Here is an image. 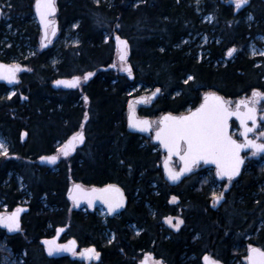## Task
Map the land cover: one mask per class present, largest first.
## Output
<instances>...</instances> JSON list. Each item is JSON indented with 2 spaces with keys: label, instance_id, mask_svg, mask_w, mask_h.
Here are the masks:
<instances>
[{
  "label": "trees",
  "instance_id": "trees-1",
  "mask_svg": "<svg viewBox=\"0 0 264 264\" xmlns=\"http://www.w3.org/2000/svg\"><path fill=\"white\" fill-rule=\"evenodd\" d=\"M35 1L0 0V61L21 66L14 86L0 82V135L8 143V155H0V197H5L0 200L14 207L23 195L21 174L31 195L25 226L34 240L21 246L24 242L15 239L14 251L27 247L32 257L26 256L24 264L50 263L35 242L67 219H72V233L81 243L97 247L96 264H136L131 259L141 257L137 250L154 248L167 264H204L205 256L222 264H248L244 257L250 255L249 246L264 250L263 157H253L237 180L222 182L227 190L214 207L212 181L188 179L171 186L164 179L161 151H155L154 144L144 145L127 129L128 93L139 83L159 87L153 111L141 109L153 118L196 105L207 89L264 93V53L249 52L250 42L264 35V1H252L256 19L246 21L233 14L227 0H200L198 5L196 0H58L62 35L77 22L79 42L57 50L40 45ZM206 14L213 16L212 22L204 21ZM114 29L131 44L133 80L114 69H100L113 62ZM196 33L207 35L208 42H183ZM256 41L264 48V42ZM28 44L40 47L31 54ZM232 48L238 52L225 63ZM106 50L110 55L103 63L98 55ZM93 57L97 61L88 63ZM90 72L94 75L82 88L52 85L57 78ZM82 124L86 137L66 161L55 166L35 162L44 154L58 155L59 144ZM71 179L120 186L127 195L124 212L103 221L73 209L66 197ZM136 227L142 229L139 235ZM106 228L117 234L111 244ZM3 253L0 248V264Z\"/></svg>",
  "mask_w": 264,
  "mask_h": 264
},
{
  "label": "snow or ice",
  "instance_id": "snow-or-ice-1",
  "mask_svg": "<svg viewBox=\"0 0 264 264\" xmlns=\"http://www.w3.org/2000/svg\"><path fill=\"white\" fill-rule=\"evenodd\" d=\"M236 7L239 9L247 0H234ZM36 10L40 16L41 22L44 25L45 34L49 28L52 30V34L55 35L56 23L54 20H50L48 17L52 16L56 12L55 0H36ZM0 10V15H2ZM116 40L124 45V50L120 56L122 61L127 57V41L121 40L119 36ZM235 52V48L229 49L228 55H232ZM8 68V74L4 77L3 72H0V78H7L10 81L16 79V73L20 71L19 65L5 66L0 64V69ZM129 74L132 72L131 65H125L123 68ZM92 73H88L87 76H91ZM85 77V79L87 78ZM191 79V77H189ZM74 83H79L80 78L74 77ZM57 84L69 83L68 81H56ZM156 89V92H159ZM155 95V93H153ZM87 100V97H85ZM264 101V93L259 91H253L252 98L242 99L238 102L237 110L231 109V102L225 100L223 97L217 96L215 93H209L205 97V102L201 104L194 112H191L187 116L174 117L171 114L163 118V127L157 131L156 139L162 140L164 147L168 149L169 158L171 155H178L183 161L184 167L180 171H174L168 168L167 161L165 162V168L168 170L169 178L172 180H178L185 172H190L192 166L197 164L200 160H212L217 164V175L221 177H227L229 182L232 178L239 174L240 167L244 163V158L241 156V152L244 149H251L252 154L264 153V143L258 142L261 137H264V132L259 133L256 140L249 139V133L256 130L258 111L257 105ZM244 106L245 111H239L240 106ZM232 116H238L243 127L242 136L244 142H238L229 133V119ZM87 119V114H85ZM251 122V127L249 126ZM133 126L141 128L142 130H148L151 124L148 120L133 121ZM79 139L83 142V132L76 133L73 139ZM183 153V154H181ZM65 156L68 155L67 147L63 150ZM0 155H8V150L5 142L0 140ZM59 157H42L41 159H48L55 162ZM77 192H82L81 186L76 185ZM95 191V190H94ZM102 198L109 204V210L115 211L122 206L123 197L119 195L120 190L114 189L109 185L107 188L100 190ZM115 192L117 195H113ZM75 199V197H74ZM176 197H173L175 200ZM223 199V195L215 196V202H219ZM89 203L92 200L89 199ZM23 209H17L11 216L4 217L0 215V225H4L9 231L19 230V213ZM168 222L171 223V218H168ZM183 223V221H179ZM179 224H174L173 227H178ZM62 231V229H61ZM44 243L48 246L49 255L55 254L60 251H72L73 249L69 245H59L53 240H46ZM75 241H71V245H75ZM85 253H95V249H85ZM250 255L247 257L250 264H264V251L252 248L249 246ZM96 257H99V253H95ZM206 264H218L217 261L205 256Z\"/></svg>",
  "mask_w": 264,
  "mask_h": 264
},
{
  "label": "flooded vegetation",
  "instance_id": "flooded-vegetation-1",
  "mask_svg": "<svg viewBox=\"0 0 264 264\" xmlns=\"http://www.w3.org/2000/svg\"><path fill=\"white\" fill-rule=\"evenodd\" d=\"M222 1L223 0H221V2ZM252 1L253 0H247L248 3L238 9L236 7L235 3H234V0H227V2H229L231 4V6H232L233 14L236 17H244V18L246 17V21H254L256 19L254 11L250 7L252 5ZM57 5H58V0H57ZM249 17H251V18H249ZM57 21L59 22V31L57 32V34L55 35V37L53 38V40L51 41L49 46L44 47V44L47 42L48 39H45V40L43 39V33L41 31L42 35L40 37V45H42L44 48L54 47L53 45L56 42V39L59 36L62 35L61 23H60V20H59L58 17H57ZM48 31H49V34H50L51 28H49ZM198 34L201 35L200 33H198ZM199 35L196 36V38H198ZM48 38H49V36H48ZM115 50L118 53H116L114 55V58H113L112 61L115 62L117 64V66H118L116 70L119 71L122 74H126L129 79L133 80L134 79L133 74H129V73H127V71L123 70L125 65L131 64L130 63V55H131V50L132 49H130L126 60L122 61V62L118 60L119 51L116 49V47H115ZM39 52H40V50H39ZM237 52H238V50L235 49V55L237 54ZM234 56L233 57H231V56L229 57L228 50H227L226 51V57L223 59V61H225V63H227L228 59H234ZM6 63H9V62H6ZM10 64H12V63H10ZM132 69H133V67H132ZM18 73H19V71L17 72V78H18ZM82 77L83 76H80V82L75 87L82 88V86L87 83V82H85V79H82ZM0 82H3V81H0ZM136 86H133V87H131L129 89L128 95H129V101L130 102H129V105H128L127 115H128V112H129L130 109H134L139 116H144V117H150L151 118V120L153 122V130L152 131H150L148 133H134V134H138L139 139L142 141V143L144 145H152V144H154L155 145V151H159V150L161 151L162 159H161V162H160V166H161V170H162V174H163L162 161L164 160V158L166 157L167 154H166V152H164L162 150L160 144L155 143L153 141V131H154V129H156L159 126V118H160V115L162 113H160L156 118H153L152 116L144 114L141 111V109H144V110L148 109V110L153 111V107H154V104H155L154 102L157 101L160 93L158 95H153V93L156 92V89L158 87H156V88L147 87L143 83H139ZM10 87H12V86H10ZM70 88H73V87H70ZM253 91L254 90H252L251 92L247 93V92H241L239 90V91H236L235 93L228 94L225 91H221V90H217V89H207V90H204V91H202L200 93L201 94V98H200L199 102L196 105H189L184 110H182L180 113L190 112L192 110H196L197 108H199L200 104L203 103V101H204V94L206 92H217V93H219V95L221 94V96L225 100L231 102V109L233 111H235V110H237V105H238V102L240 100L252 98ZM257 108L259 109V111H258V117L259 118L257 120L258 124H257L256 130L254 132H252V133H249V138H251V139H257L259 133L264 132V112L262 111V108L260 107V105H257ZM239 111H242V112L245 111L244 106L241 105L240 108H239ZM228 123H229V126H230V135L232 137H234L235 139L239 140V141H243L244 137L241 134V126H240L239 120L235 116H232L229 119ZM249 125H251V122H249ZM127 129H128V123H127ZM128 131H129V129H128ZM79 132H83V140H84V138L86 137V132H85V127H84L83 124L81 125L80 129L76 133H79ZM129 132H131V131H129ZM76 133H72L70 135V137L68 138V140L65 141L66 144H64L62 146L61 152H57L59 158L56 161V163L53 164L54 166L58 162H60L62 160L66 161L70 157V155H72V153H74L79 148V146L83 143L78 138L75 139V140L73 139V137L75 136ZM70 140H71V144H70ZM258 141L264 143V137H261ZM65 147H67V151H68V155L67 156H65L63 154V150L65 149ZM58 149L59 148H57V151H58ZM181 154H183V153H181ZM243 156L246 157V161H245L242 173L246 170L247 164L250 162V160L253 157H263V160H264V155H262V154L253 155L252 154V150H249L247 152H243ZM37 161L38 160H35V162H37ZM181 164H182L181 159L179 157H177V156H174L172 161H171L172 167L175 168V169H179L181 167ZM242 173L238 177H236L235 179L232 178L231 182L235 181L239 177H241ZM213 177L218 181V183L213 181ZM188 179L189 180H193L194 179L195 182H197V179H198L197 183H199V182L207 183L208 181H212L213 182L211 196H212V199H213L212 205L214 207H216V206H218L220 204L218 202L214 203V201H215V192H214V189H213L214 184L220 185L219 193H221V192L226 193L227 188L223 189L222 182H224V181L225 182H229L228 178L220 179L217 176V167L216 166L208 165L204 161L197 162V164H195L193 166V170L191 171V173H189L181 181V183L176 185V186L181 185L184 181H186ZM18 181H19V183H22V182L24 183L23 176L21 174H20V176L18 178ZM75 184L80 185L81 188L83 190H85V191L91 189L93 186L106 187V186H109V185H113L112 183H109V182L102 183V184L85 185V184H81V183L75 182V181H73L71 179V181H70V183L68 184V187H67L66 197H67L68 201L72 204L73 209L74 208H80L82 210L87 211L88 214L98 215V216H100L102 218L103 221H106L109 217H112V216H115V215H119L122 212H124V210L126 208V204H127V195L125 194L124 190L120 186L117 185L118 188L121 190L122 195L124 196V198L126 200V203H125V205H124V207L122 209L115 210V211H110L109 207H107L106 205H103V204L97 205L93 209H91L88 206L86 201L82 202L81 204H78L73 199V197L70 195L71 191H69L70 186H74ZM114 185H116V184H114ZM194 185H195V183L192 184L191 187H193L195 189ZM19 188H20V185H19ZM26 189H27L26 188V184H25L24 188H20V190L23 192V195L20 196L18 201L14 204V207H11L7 203H3L4 200H0V215H2L4 217L6 215H9L10 213L14 212L17 209L28 208L27 210L23 211V213L20 216V228H19V230L9 231L7 227H4V226L0 225V239H2L1 242H0V248L2 250H4L3 254L5 255V254L11 252V253L23 258L24 261H25V257L26 256H30L29 249L27 247H24L21 250L20 253L15 252L14 249L16 248L15 247V243H16L15 239H21L24 242V244L21 245V246H24L25 243H28V244L34 243V242H32V241H34L33 237H31L30 235L27 234L26 226H25L26 214L29 213L30 210H31V195L29 196V194H27ZM2 199H5V197L3 196ZM223 199H224V197H223ZM71 220L72 219H67L64 224H59V225L55 226V230L51 234L40 236L38 241H37V243L35 242L34 247L36 248L38 246L40 248V251L47 257L48 262L53 263V264H96L99 261V259H100V252L98 251V249H97V247L95 245H87V244L81 243L79 238L72 233V221ZM61 227H66V229H64L60 233L59 238L57 240L58 243H60V244H64L65 243L66 244L67 242L72 241L73 239H75L77 241V243H78V246L72 253H70L68 255H63V256H59V257L50 256V255L47 254L46 245L43 243L42 240L46 239V238L50 239V238L55 237L57 235V233H58L59 228H61ZM106 229L107 230H106V235L105 236L107 238L108 243L111 244L112 242L115 241V239L117 237V234H116V232L113 229H110V228H106ZM141 230L142 229L140 227H136L137 235L140 234ZM93 248L95 249V253H99V257L97 258L95 253H91L92 254L91 257L87 258L85 255L88 254V253H85L84 250L85 249H93ZM144 249H145V247L143 248V250ZM141 251H142V249L137 250V253H140L141 257L139 259H134V260L131 259V262H135L136 264H167V262H165V260H162L161 258H159L160 254H159L157 248L151 249L149 251H142V252ZM29 258L32 259L31 256ZM244 259H245V261L248 264H250V262L247 259V257H244ZM127 261H130V260H127ZM40 262L42 263V260ZM5 263H6V261L3 259V263L2 264H5ZM23 264H24V262H23ZM30 264H34V263H30Z\"/></svg>",
  "mask_w": 264,
  "mask_h": 264
},
{
  "label": "water",
  "instance_id": "water-1",
  "mask_svg": "<svg viewBox=\"0 0 264 264\" xmlns=\"http://www.w3.org/2000/svg\"><path fill=\"white\" fill-rule=\"evenodd\" d=\"M247 3H248V2H247ZM247 3H245L244 5H246ZM55 5H56V12H55V14H57V13H58L57 0H55ZM244 5H243V6H244ZM34 9H35L36 17H37V19H38V21H39L40 27H41L42 32H43V39L45 40V38L48 37V34H47V36H46V34H45V29H44V25H43V23L41 22V19H40L39 14L37 13V10H36V1H35ZM55 14H54V15H55ZM52 16H53V15H52ZM52 16H49L48 18H49L50 20H52V19H53V18H51ZM115 29H116V28H115ZM115 29H114V31H113L112 39H113V41H114V44H115L116 49L119 51L118 60L122 62V60L120 59V56H121V54H122V51L124 50V45L120 44V43L116 40V37L119 36L121 40H126V41H127V48H126L127 56H128V53H129V51H130V49H131V46H130V44H129V40H128L126 37H124L123 35H121V34H120L118 31H116ZM58 31H59V25L56 24V32H55V35L57 34ZM55 35H53V34H52V31H51V33H50V37H49V40L44 44V47L50 45V43H51V41L53 40V38L55 37ZM126 58H127V57H126ZM124 61H125V60H124ZM0 64L5 65V66H12L11 64H7V63H4V62H0ZM128 65H131V64H128ZM117 67H118L117 64H116L115 62H112V63H110V64L107 65V66H103V67H101L100 69H101V70H104V71H108V70H111V69L116 70ZM0 72H3L4 77H6L7 74H8V68L5 67L4 69H0ZM91 73H92L91 76H93V75H94V72H91ZM86 76H87V75L84 76V79H85ZM91 76H87V78H86L85 80H88ZM75 77H79V78H80L79 75H77V76H75ZM16 78H17V77H16ZM73 78H74V77H72V78H68V77L61 78V77H60V78L55 79L54 82L52 83V85H53V87H54L55 89H59V88L68 89V88H70V87H75V86L77 85V83H74V82H73ZM0 81L6 82L8 85L11 86V85H13V84L15 83L16 79L10 81V80L7 79V78H0ZM56 81H68L69 83H60V84H57ZM157 89L160 90L159 87H158ZM159 93H160V91H159V92H155V95H158ZM209 93H215L217 96L222 97V96L219 95V93H217V92H207V93L204 94V101H203V103L205 102V97H206V95L209 94ZM87 99H88V98H87ZM203 103H201V104H203ZM201 104H200V106H201ZM200 106H199V107H200ZM194 111H195V110H192V111H190V112H183V113H175V112H171V111L163 112V113L160 115V118H159V126H158L156 129H154V131H153V141H154L155 143L160 144L162 150H163L164 152H166V154H167L166 157L164 158V160L162 161L163 177H164V179H165V180H166L171 186H176V185L180 184L181 181H182V180H183V179H184L189 173H191V171L193 170V166H192V170H191L190 172H185L183 175L180 176V178H179L178 180H175V181H174V180L170 179V178H169V175H168V170L165 168V162L167 161V163H168V168H170V169H172V170H174V171H177V172L180 171V169L184 167V164H183V161H181L182 164H181V167H180L179 169H175V168L172 167V165H171V161H172L173 157H174V156L179 157V156L173 154V155H171V157L169 158V152H168V149L164 147V143H163L162 140H158V139H156V133H157V131H159V130L164 126V125H163V118H164L165 116H167V115H169V114H171V115L174 116V117L187 116V115H189L191 112H194ZM241 112H242V111H241ZM235 117L239 120L240 125H241L240 118H239L238 116H235ZM145 119L148 120V121L150 122V124H151L150 129H148V130H142L141 128H138V127H134V126H133V121H134V120H135V121H141V120H145ZM127 123H128V129H129V131H131V132H133V133H148V132H150V131L153 130V122H152L151 118H150V117L139 116V115L136 113V111H135L134 109H130V110H129L128 115H127ZM257 124H258V121H257ZM249 126L251 127L252 125H249ZM242 132H243V127H242V125H241V134H242ZM229 133H230V126H229ZM248 138H249V137H248ZM233 139H235V138L233 137ZM249 139H251V138H249ZM236 140H237V139H236ZM253 140H256V139H253ZM237 141H238V142H241V143L244 142V140H243V141H239V140H237ZM258 142H259V141H258ZM260 143H262V142H260ZM70 144H71V140H70ZM249 150H251V149H247V148H246V149L242 150V152H241V156L244 158V163H243V164L241 165V167H240L239 174L236 175V176H234L233 179H235L236 177H238V176L242 173L243 168H244V164H245V161H246V157L243 156V152H247V151H249ZM263 154H264V153H263ZM51 156H55V155H47V154H44V155L39 156L37 160H38V162H39L40 164H54L57 160H56L55 162H53V161L48 160V159H41L42 157H51ZM179 158H180V157H179ZM200 161H204V162H205L206 164H208V165H213V166H216V167H217V164H216L214 161H212V160H208V161L200 160ZM198 162H199V161H198ZM217 176H218L220 179H222V178H227V177H221V176H219V175H217ZM76 185H78V184H75L74 186H70L69 191H71V192H70V195L73 197V199H74V197H75L74 200H75L78 204H81L82 202L86 201L87 204H88V206H89L91 209H93L95 206H97V205H101V204L106 205L107 207H109V204H108L107 202H105V200L102 198V193H101V191H100V190H103V189L107 188L108 186H106V187H102V186H93L91 189H89V190H87V191H85V190H83V189L81 188V189H82V192H77L76 187H75ZM79 186H80V185H79ZM111 186H112V185H111ZM113 187H114V189H119L118 187H115V186H113ZM94 190H95V191H94ZM119 190H120V189H119ZM112 194H113V195H117L115 192H113ZM119 195H122L121 190H120V192H119ZM122 197H123V203H122V206L119 207V208H117L116 210H120V209H122V208L124 207L125 203H126V200H125V198H124L123 195H122ZM89 199L92 200V203H91V204L89 203ZM220 202H221V200H220L218 203H220ZM20 209H23V211H25V210H27L28 208H20ZM23 211H21V212L19 213V217H18V218H19V224H20V216H21V214L23 213ZM14 212H16V211H14ZM14 212H13V213H14ZM13 213H12V214H13ZM12 214L7 215L6 217L11 216ZM2 226H4V225H2ZM4 227H5V226H4ZM61 229H62V231H63L64 229H66V227H61V228H59L58 233H57V235H56L55 237L50 238V239H47V238H46V239H43V243H44V241H46V240H53V239H55V242H56L57 244H59V245H69L73 250H72V251H68V250L60 251V252H57V253L52 254V255H50V256H56V257H59V256H63V255H68V254L72 253V252L77 248V246H78V243H77V241H76L75 239L72 240V241H75V242H76L75 245H71V244H70L71 241L67 242L66 244H65V243H64V244H60V243H58L57 240H58V238H59L60 233L62 232ZM44 244H45V243H44ZM45 245H46V244H45ZM47 249H48V246L46 245V252H47V254L49 255ZM257 249H260V248H257ZM260 250H262V249H260ZM262 251H263V250H262ZM91 255H92L91 253H88V254H86L85 256H86L87 258H89V257H91ZM203 263L206 264L205 259H203ZM218 264H220V263L218 262Z\"/></svg>",
  "mask_w": 264,
  "mask_h": 264
},
{
  "label": "rangeland",
  "instance_id": "rangeland-1",
  "mask_svg": "<svg viewBox=\"0 0 264 264\" xmlns=\"http://www.w3.org/2000/svg\"><path fill=\"white\" fill-rule=\"evenodd\" d=\"M198 2H200V0H196L195 3L196 5H198ZM197 11H200L199 7H197ZM57 18V16H56ZM251 18V17H249ZM204 21H207V22H212L213 20V16L211 14H206L204 15L203 17ZM34 22H38L36 16L34 15ZM78 27V23L77 22H74L72 23L70 26L66 27V29L64 30L65 33L61 36H59L57 39H56V42L54 43V49L57 50L58 48H60V46H66V45H69V44H77L79 42V34L78 32H76V29ZM11 27L8 26L7 28V31L11 32L13 35L16 34V31L15 30H11L10 29ZM42 35V33L40 34V36ZM199 34L196 33L194 34L193 37H190L188 39H184L183 42H187V41H196V44L195 46H201L203 44H206L208 42V37L207 36H204V35H199L198 38H196V36H198ZM105 39L107 40L108 37H105ZM256 40H259L261 42H264V35L261 34V35H257L256 36ZM256 40H252L249 44V52L252 56H257V55H260V54H263L264 53V48H263V45H261L260 43H258ZM29 47V53H34L37 48H39L40 46H33L31 44H28ZM118 53L116 50H115V54ZM109 55H110V51L109 50H106L102 53H100L98 56L100 59H102V62L105 63L108 58H109ZM235 55V52L232 53V55H229V57H233ZM96 59V60H95ZM57 61V57L54 56V58H52V63L55 64ZM95 61H97V57H93L90 59V62L88 61V63L92 64L94 63ZM14 64L18 63L17 61H12ZM128 73V72H127ZM131 74H133V70L131 72ZM137 87V86H136ZM14 90L11 91L10 94L13 93ZM260 107L262 108V111L264 112V101H261V103L259 104ZM156 120V119H155ZM0 140H3L6 144V146L8 145L7 143V140L2 136L0 135ZM66 142L64 141L63 143H60L59 144V149H58V152H61V149H62V146L65 144ZM7 150H8V146H7ZM20 185V188H24L25 187V184L22 182V183H19ZM214 192H215V196L217 195H220L222 194L224 196V192H221L219 193V189H220V185L218 184H214ZM218 193V194H217ZM214 196V195H213ZM223 199H221V202H222ZM220 202V204H221ZM219 204V205H220ZM249 252V251H248ZM250 253V252H249ZM4 260L6 261L5 264H23L24 260L23 258L9 252L7 254L4 255Z\"/></svg>",
  "mask_w": 264,
  "mask_h": 264
},
{
  "label": "bare ground",
  "instance_id": "bare-ground-1",
  "mask_svg": "<svg viewBox=\"0 0 264 264\" xmlns=\"http://www.w3.org/2000/svg\"><path fill=\"white\" fill-rule=\"evenodd\" d=\"M35 5V4H34ZM58 8V7H57ZM35 10V9H34ZM56 15L57 14H55V15H53L51 18H53L52 20H54L55 21V23L56 24H58L59 25V22L57 21V18H56ZM35 16H36V14H35ZM37 18V17H36ZM38 20V19H37ZM38 23H39V21H38ZM40 25V24H39ZM41 28V27H40ZM116 28V27H115ZM41 31H42V29H41ZM52 31V30H51ZM43 33V32H42ZM51 33V32H50ZM120 33V32H119ZM47 34H48V36L50 37V34H49V31L47 32ZM45 39H48L49 40V38L47 37V38H45ZM128 39V38H127ZM47 40V41H48ZM130 44V43H129ZM131 46V45H130ZM0 62H3V61H0ZM4 63H6V62H4ZM7 64H10V63H7ZM11 65H19V64H11ZM109 65V64H108ZM20 66V65H19ZM107 66V65H106ZM101 67H103V66H101ZM131 68H132V65H131ZM20 69H21V66H20ZM91 73V72H90ZM85 75H87V74H85ZM133 76H134V74H133ZM16 77H17V73H16ZM61 78H65V77H61ZM16 80H17V78H16ZM15 83H16V81H15ZM14 83V84H15ZM14 84L13 85H11V86H14ZM10 86V85H9ZM207 93V92H206ZM221 95V94H220ZM240 123V122H239ZM241 126V125H240ZM260 154H262V155H264L263 153H260ZM112 186H115V187H118L117 185H112ZM16 211V210H15ZM13 213V212H12ZM12 213H10V214H12ZM7 216V215H6ZM5 216V217H6ZM43 241V240H42ZM209 257V256H208ZM211 258V257H210ZM214 260V259H213ZM215 261H217V260H215ZM217 262H219V261H217ZM220 263V262H219ZM221 264V263H220Z\"/></svg>",
  "mask_w": 264,
  "mask_h": 264
}]
</instances>
